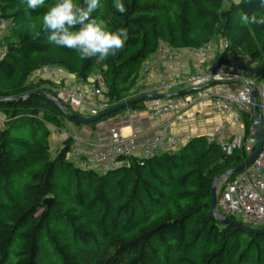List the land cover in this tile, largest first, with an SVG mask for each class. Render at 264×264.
Masks as SVG:
<instances>
[{"label":"trees","instance_id":"trees-1","mask_svg":"<svg viewBox=\"0 0 264 264\" xmlns=\"http://www.w3.org/2000/svg\"><path fill=\"white\" fill-rule=\"evenodd\" d=\"M225 1L121 0L127 9L121 14L115 0H100L91 18L111 31L127 29L128 39L115 56L97 62L48 41L43 16L59 0L36 9L26 0H0V20L11 22L0 42L7 47L0 59V264H264V233L221 225L211 214L212 184L244 162L243 150L227 156L198 136L173 153L133 157L128 168L81 170L67 158L69 141L51 156L48 126L85 125L67 118L66 105L62 110L36 94L50 96L51 83L30 81L48 65L85 82L99 74L109 99L120 104L159 40L181 49L216 38L260 59L264 80V0L224 7Z\"/></svg>","mask_w":264,"mask_h":264},{"label":"built area","instance_id":"built-area-1","mask_svg":"<svg viewBox=\"0 0 264 264\" xmlns=\"http://www.w3.org/2000/svg\"><path fill=\"white\" fill-rule=\"evenodd\" d=\"M231 1H225L224 7ZM10 26L8 20H0V42ZM6 53L7 47L3 44L0 59ZM261 63L256 57L230 51L226 39L181 49L159 40L156 52L142 64L134 88L120 104H113L109 99L99 74L85 82L56 65H48L37 69L30 81L51 83L50 96L81 117L85 114L97 116L113 105L134 99L160 96L143 100L141 109L127 107L119 116L120 120L130 123L143 113L151 120H162L161 131L156 134L124 136L121 128L110 125L106 135L99 138L98 132L72 131L70 124L64 129L48 126L51 156L64 149L69 141L67 158L74 166L99 174L128 168L133 157L148 158L156 153L176 152L183 145L182 140L168 130L171 126L196 120L197 115H190L188 111L202 96L193 92L178 96L167 94L181 87L195 91L211 90L212 109L225 116L213 132L212 140L225 148L227 156L243 150L246 160L257 146L256 122L261 124L262 134L257 158L221 183L217 192V211L244 226L264 229V80L258 76ZM176 64L180 65L178 75L171 70ZM154 67L159 69L156 78L152 76Z\"/></svg>","mask_w":264,"mask_h":264},{"label":"clouds","instance_id":"clouds-1","mask_svg":"<svg viewBox=\"0 0 264 264\" xmlns=\"http://www.w3.org/2000/svg\"><path fill=\"white\" fill-rule=\"evenodd\" d=\"M44 3L45 0H26L30 9H36ZM84 4L82 7L73 0H59L49 8L43 16L44 30L49 33L48 41L57 46L75 49L82 58L97 57V62L105 60L110 55L115 56L128 39L127 29L111 31L104 20L91 18L92 12L100 7V0H84ZM114 8L121 14L127 12L121 0H115ZM253 22H256L255 18ZM77 25L79 30L73 31Z\"/></svg>","mask_w":264,"mask_h":264},{"label":"crops","instance_id":"crops-1","mask_svg":"<svg viewBox=\"0 0 264 264\" xmlns=\"http://www.w3.org/2000/svg\"><path fill=\"white\" fill-rule=\"evenodd\" d=\"M190 64L192 63L189 61ZM171 70L178 75L180 72V65L176 64L171 67ZM159 69L154 67L152 76L156 78L158 75ZM172 92L168 93L167 96L174 95L179 92L188 91L190 89H174ZM200 89L198 91H194L197 96L201 95L202 98L197 102V104L188 111L190 115H197L196 120H190L188 123L180 125V126H171L169 128V133H172L177 136V138L182 140V143H186L189 139L203 136L206 137L210 142H212V135L215 129L224 121L225 116L221 113L215 112L212 109V97L211 90H203ZM5 122V118L0 114V130L3 128V123ZM115 125L121 128L122 134L124 136H130L131 134H156L161 131L160 126L162 124V120H151L144 113L136 117L131 123L127 121H123L119 119V116L113 121ZM72 127V131L74 130H84L86 133L98 132L99 138H103L106 135V131L108 130V126L110 125H101L96 129H91L85 126H74L70 124ZM96 138V137H94ZM51 144V143H50ZM142 154V153H141Z\"/></svg>","mask_w":264,"mask_h":264},{"label":"water","instance_id":"water-1","mask_svg":"<svg viewBox=\"0 0 264 264\" xmlns=\"http://www.w3.org/2000/svg\"><path fill=\"white\" fill-rule=\"evenodd\" d=\"M194 91L195 90L192 89V90H188V91L179 92V93H176V94L171 95V96L183 95L185 93H191V92H194ZM36 94H40V95L46 96L50 100L54 101L55 104L57 106H59L63 110L62 104L60 102L54 100L51 96L45 94L44 92H37ZM158 97H160V96H146V97L134 100V101H130V102L125 103V104L118 105V106H116L114 108H111V109L101 113V114H98L97 116L90 117V118H84V117H81V116H78V115H75V114H69V113H66V116H67V118L70 121L77 122V123H80V124H83V125H90V124L96 123V122H98V121H100V120H102V119H104L106 117H109L110 115H112V114H114L116 112L122 111V110H124L127 107L133 106L134 104H136V103H138L140 101L147 100V99H155V98H158ZM4 101H7V100H4ZM255 128H256V136H257V146H256L255 151L253 152V154L250 157H248L239 166L234 167L233 169H230L229 171L224 173L222 176H220L217 179H215V181L212 184V189H211L210 205H211V214L213 215V217L221 225L232 227V228L239 229V230H242V231H246V232H249V233H252V234H263L264 233V229H254V228H250V227L244 226V225H242V224H240V223H238V222H236V221H234L232 219H229L226 216L222 215L219 211H217V207H216V205H217L216 204L217 203V192H218V189H219V186L221 185V183L225 179H227L228 177L233 176V175L237 174L238 172H240L241 170H243L244 168L248 167L257 158L258 154L261 151V144H262L261 124L259 122H256ZM211 144L212 145H216L217 142L216 141H212ZM224 150H225V148H223V151ZM50 202H51L50 199H46L44 203L49 205Z\"/></svg>","mask_w":264,"mask_h":264},{"label":"rangeland","instance_id":"rangeland-1","mask_svg":"<svg viewBox=\"0 0 264 264\" xmlns=\"http://www.w3.org/2000/svg\"><path fill=\"white\" fill-rule=\"evenodd\" d=\"M233 1V0H232ZM234 1H236V0H234ZM10 33H8V32H6V35L8 36ZM219 39L218 38H216L215 39V41L216 42H219L218 41ZM185 87H181V88H179V90H181V89H184ZM173 91H175V90H173ZM172 92V91H171ZM123 112L122 111H119V113H117L115 116H109V118L108 117H106V118H104V119H102V120H100V121H98V122H96V123H94L93 124V128L94 129H96V128H98L99 126H101V125H111V124H114L113 123V121H114V119L115 118H117L118 116H120L121 114H122ZM88 115H90V114H85L83 117L84 118H89L90 116H88ZM52 139V138H51ZM222 186V184L219 186V189H220V187Z\"/></svg>","mask_w":264,"mask_h":264}]
</instances>
